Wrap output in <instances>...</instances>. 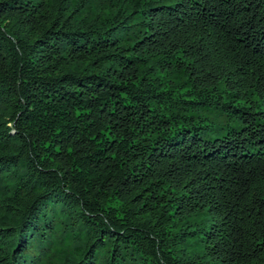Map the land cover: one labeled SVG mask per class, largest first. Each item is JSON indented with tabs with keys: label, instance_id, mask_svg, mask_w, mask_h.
<instances>
[{
	"label": "trees",
	"instance_id": "1",
	"mask_svg": "<svg viewBox=\"0 0 264 264\" xmlns=\"http://www.w3.org/2000/svg\"><path fill=\"white\" fill-rule=\"evenodd\" d=\"M0 264H264V0H0Z\"/></svg>",
	"mask_w": 264,
	"mask_h": 264
}]
</instances>
